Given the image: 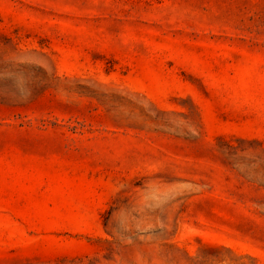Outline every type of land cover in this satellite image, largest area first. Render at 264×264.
I'll return each instance as SVG.
<instances>
[{"label": "rangeland", "instance_id": "rangeland-1", "mask_svg": "<svg viewBox=\"0 0 264 264\" xmlns=\"http://www.w3.org/2000/svg\"><path fill=\"white\" fill-rule=\"evenodd\" d=\"M0 264H264V0H0Z\"/></svg>", "mask_w": 264, "mask_h": 264}]
</instances>
